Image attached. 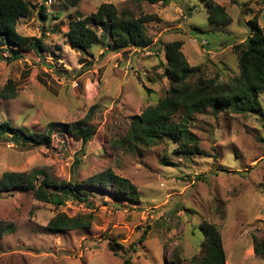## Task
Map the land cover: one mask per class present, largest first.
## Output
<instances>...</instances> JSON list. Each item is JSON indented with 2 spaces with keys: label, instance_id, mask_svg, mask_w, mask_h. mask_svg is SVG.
<instances>
[{
  "label": "rangeland",
  "instance_id": "374dc122",
  "mask_svg": "<svg viewBox=\"0 0 264 264\" xmlns=\"http://www.w3.org/2000/svg\"><path fill=\"white\" fill-rule=\"evenodd\" d=\"M69 1L26 0L33 15L20 20L18 32L43 39L41 54L26 51L8 63L11 53L0 42V86L9 80L17 85L14 99H0V125L6 124L0 129V180L9 171H38L40 180L81 184L112 170L137 187L140 201L93 192L91 206L68 196L57 207L22 191L0 193V223L14 227L0 236V264H191L203 241V222L221 232L227 264H264V255L254 252V238L264 239V93L260 115L207 109L194 117L181 111L167 122L180 127L185 119L203 153L181 155L182 141L171 136L149 149L114 146L132 118L170 89L165 46L182 43L190 66L199 70L194 80L230 84L239 75L234 47L252 33V22L264 32V0H212L232 17L226 27L209 22L203 0ZM103 4L135 17L157 16L147 25L151 46L114 53L107 38L92 55L72 50L65 37L69 22ZM41 6L46 19L39 16ZM87 119L95 135L84 148L59 124ZM49 129V146L13 140L15 133L47 135ZM60 214H92L94 220L86 230L49 231V221ZM177 250L181 260L173 259Z\"/></svg>",
  "mask_w": 264,
  "mask_h": 264
},
{
  "label": "trees",
  "instance_id": "16d2710c",
  "mask_svg": "<svg viewBox=\"0 0 264 264\" xmlns=\"http://www.w3.org/2000/svg\"><path fill=\"white\" fill-rule=\"evenodd\" d=\"M77 0H70L76 3ZM155 3L158 0H150ZM206 3L209 22L222 27L232 23V17L222 6L216 5L212 0H203ZM164 2V1H162ZM165 3V2H164ZM163 3V4H164ZM33 15L32 8L26 0H0V42L11 53L8 63H13L24 58L26 51H35L41 54L45 51L44 40L34 37H24L18 32V24L22 19H29ZM39 16L46 19L45 9L41 6ZM157 20V16L141 15L135 17L127 12H118L114 4H103L96 13L73 19L68 24V32L65 37L72 50L82 56L92 55L90 51L111 39L110 50L120 53L128 49L145 50L151 46V40L147 37V25ZM102 29L99 33L98 30ZM167 66L165 76L170 82V89L164 99L155 106L148 107L141 115L132 118L131 128L127 135L114 141L116 148L138 149L151 148L163 137L171 136L176 141H182L178 146L183 156L203 153L198 140L191 133L189 123L183 120L182 126L167 125L175 115L184 112L187 116L206 113L207 109L217 114L219 110H225L234 115H247L262 113L260 95L264 93V32L257 22H252V33L242 43L234 47L237 54L239 75L230 84H219L215 80L198 78L194 80L196 70L187 61L181 42H173L165 46ZM17 85L14 80H9L6 86H0V99L12 100L16 97ZM89 120L78 123L59 124L75 141H80L85 148L95 135V128L88 125ZM6 124H1L2 126ZM5 128V127H3ZM5 130V129H4ZM49 134L15 133L13 140L23 144L51 143V131ZM3 131V130H2ZM6 133V131H4ZM76 165L80 160L75 159ZM42 172L31 173L6 172L0 180V193L14 190L30 193L40 202L57 207L67 203V197L80 204L91 206L90 197L95 193L105 192L113 198L125 197L130 203H138L139 192L137 187L126 178H123L112 170H107L93 176L81 184L75 182L56 183L45 177L40 180ZM61 193L63 195H61ZM94 217L86 216L69 217L60 214L51 219L47 229L54 233L86 230L92 226ZM203 235V241L199 246V252L190 259L191 264H227L223 238L219 229L208 222L199 226ZM13 226H5L0 223V236L7 232H13ZM147 232L141 237L145 241ZM113 241V240H111ZM113 251H118L120 246L110 243ZM254 252L257 256L264 255V239L254 238ZM178 250L173 259L181 260ZM130 259H125V264H131ZM175 264V263H172Z\"/></svg>",
  "mask_w": 264,
  "mask_h": 264
},
{
  "label": "built area",
  "instance_id": "2783aa9c",
  "mask_svg": "<svg viewBox=\"0 0 264 264\" xmlns=\"http://www.w3.org/2000/svg\"><path fill=\"white\" fill-rule=\"evenodd\" d=\"M50 3L52 2V0H48Z\"/></svg>",
  "mask_w": 264,
  "mask_h": 264
}]
</instances>
